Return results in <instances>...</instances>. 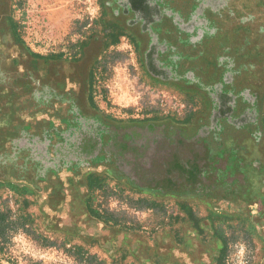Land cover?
I'll use <instances>...</instances> for the list:
<instances>
[{
    "label": "flooded vegetation",
    "instance_id": "af4514ba",
    "mask_svg": "<svg viewBox=\"0 0 264 264\" xmlns=\"http://www.w3.org/2000/svg\"><path fill=\"white\" fill-rule=\"evenodd\" d=\"M9 1L0 0V152L28 136L68 141L89 159V171L71 169L59 187L38 186L35 195L52 226L111 246L113 233L101 235L86 205L92 176H102L153 198L201 201L212 215L244 221L264 264V0H204L201 11L202 0H180L176 10L196 24L194 38L175 32L164 17L157 42L138 37L111 14L140 46L152 83L191 107L182 118L122 120L101 112L90 92L102 37L92 36L75 57L38 56L17 34ZM151 45L158 54L145 57ZM131 244L144 263L152 257L160 264L210 263L208 249L198 246L191 255L179 248L165 255L158 246L151 253L154 245Z\"/></svg>",
    "mask_w": 264,
    "mask_h": 264
},
{
    "label": "rangeland",
    "instance_id": "374dc122",
    "mask_svg": "<svg viewBox=\"0 0 264 264\" xmlns=\"http://www.w3.org/2000/svg\"><path fill=\"white\" fill-rule=\"evenodd\" d=\"M104 1L10 0L9 13L19 37L38 56L75 57L92 36L102 37L104 45L91 65L89 82L92 97L105 115L122 120L153 114L164 116L166 112L178 114L176 112L180 107L175 103V97L180 96L173 90L152 83L142 64L140 46L104 8ZM117 27L121 29L120 33ZM188 111L190 109L185 111L186 114ZM113 185L114 182L92 194L94 198L88 201L92 210L101 211V215L110 222L124 224L135 236L142 235L149 245L160 239L154 236L156 231L169 229L171 232L178 231L184 237L186 227L192 226L191 223L174 222L179 200H152L153 197L139 194L125 184H119L118 188H113ZM143 199L157 201V208L162 206L165 212L167 209L171 223L164 224L160 212L145 210L147 203ZM187 203L197 213L195 218L203 220L202 226L210 233H204L201 237L204 244L208 240L211 242L209 255L216 257L222 246L221 240H212L213 231L214 235L220 234L226 243L223 264L259 263L261 252L258 238L244 221L221 219L210 229V224L205 220L208 217L205 205L197 200ZM0 215L3 217L0 222L2 264H139L129 256L130 250L122 245L121 236L112 239L111 246L118 250L110 252L103 249L101 242H91L81 232L49 230L39 199H18L6 186L0 187ZM182 215L184 217L179 218L185 219L186 215ZM95 228L100 230L101 235L112 231V227L102 224Z\"/></svg>",
    "mask_w": 264,
    "mask_h": 264
},
{
    "label": "water",
    "instance_id": "95a60500",
    "mask_svg": "<svg viewBox=\"0 0 264 264\" xmlns=\"http://www.w3.org/2000/svg\"><path fill=\"white\" fill-rule=\"evenodd\" d=\"M203 2L198 3V11L205 7ZM179 3L180 0H106L105 6L114 18L138 37L149 36L152 42H157L154 34L156 28L161 31L160 26L165 17L172 21L170 23L175 32H185L194 38L193 34L198 28L195 23L181 19L176 10ZM153 53L158 54L151 45L145 57L150 58ZM58 137L62 136L59 134ZM69 144L68 141L59 140L32 141L28 136L12 140L0 152V181L25 184L39 192L38 186L42 190L45 186L59 187V179L68 176L71 169L83 168L89 171L88 157L70 148ZM132 239L134 243H139L137 239Z\"/></svg>",
    "mask_w": 264,
    "mask_h": 264
},
{
    "label": "trees",
    "instance_id": "16d2710c",
    "mask_svg": "<svg viewBox=\"0 0 264 264\" xmlns=\"http://www.w3.org/2000/svg\"><path fill=\"white\" fill-rule=\"evenodd\" d=\"M105 2L106 1L103 2V6H104L105 9H107V7L105 6ZM117 30H118V33L121 32V29L118 28V27H117ZM111 183H113V181L107 180V179L103 178L102 176H96V175H94V177L92 176V179H91V182H90V195H89V198L86 200L87 212H88V215H89L90 219L95 221V222L101 223L102 225H105V226H108V227H112V229H111L112 230L111 232L113 233V238L112 239H115L119 235L120 236L122 235L123 236V242H124L123 246L129 248V250H130L129 256H131V258H133L134 260H137L139 262V264H155L152 261V258H148L147 259V261L149 263H147V262L144 263L143 261H139V259L136 258L134 253L132 252L133 251V249H131L132 238H135V239H137L139 241V243H138V244H140L139 246H145L146 245L148 247L149 243L144 241V238H143L142 235H136L135 236L133 233L128 231V228L124 224H120L119 221L117 223L115 222L116 224L113 223V222H110V221H108V219L106 217H104V215H101L102 214L101 211H97V210L93 211L92 210L91 204L88 202L91 198H94L92 196V194H94L98 189L102 188L103 186H109V184H111ZM17 184L18 183H13V182L0 183V187L6 186L7 189L11 190L14 193L15 197L18 198V199H20L21 197L27 198V199H29L31 197H36L35 193L37 194V191H35L32 187H30L28 185H25V184H21L22 187H18ZM113 186H112L113 188H118L119 184L115 183V185H113ZM154 199H156V198H153L152 200H154ZM146 200L147 199H143L142 200L143 202L147 203L146 207H150V206H148L150 204L159 206L156 203V201H149V200L146 201ZM39 201L41 202L42 212L45 214V216L47 218V214H46V211H45L44 206L42 204V200L39 199ZM26 202L28 203L29 201H26ZM182 214L186 215L185 219L184 218H182V219L179 218V217L183 216ZM0 218H2V219H0V222H1V220H3L2 215H0ZM221 219H229V218L217 217V216L212 215V214L209 213L208 217L205 220L208 221V223L210 224V229H212V228H214V226L217 225L216 222L218 220H221ZM173 220H174L175 223H178V224H181V223L188 224L189 223V225H190V223H191V225H192L191 227L190 226H187L188 228L186 227V231H185V236L184 237H181V235L179 234L178 231L177 232L176 231L175 232H173V231L171 232V230H169V229H166V230L163 229L161 231H156L157 233L154 236L155 237H159L161 240L168 238L174 248H177V249L179 248L181 250H185L184 252L186 254H187V252H186L185 247L187 248V244H189L188 243V239L192 240V237L193 238L194 237L197 238L199 236L202 237V235L204 233L210 234L202 226V223H203L202 221L203 220H200V219L198 220V219L195 218V215L193 213V209L192 208L189 209L186 206L184 208V207H181V204L178 205V215L174 216ZM46 224H47L46 227L49 230L53 231V232H69V233H78L79 232V231H62L61 229H57L54 226H52V224L49 222L48 218H47ZM25 226H28V224H26ZM209 231H212V230H209ZM212 234H213V236H211L212 240L214 242L221 240L222 246H220L219 252H218L216 257L210 255V258L212 260H211V262L209 264H223L222 257L224 255V247H225L226 243H225V241H223L221 239V235L220 234L215 233V235H214L213 231H212ZM88 239L91 242H99L98 238L88 237ZM205 243L206 244H204V245H205L206 250H207V249L210 248L211 242L208 240V242H205ZM180 244H181V246H180ZM207 252H208V250H207ZM154 258H156V257H154ZM0 264H2L1 260H0ZM157 264H160V263L158 262Z\"/></svg>",
    "mask_w": 264,
    "mask_h": 264
},
{
    "label": "crops",
    "instance_id": "0c3cea01",
    "mask_svg": "<svg viewBox=\"0 0 264 264\" xmlns=\"http://www.w3.org/2000/svg\"><path fill=\"white\" fill-rule=\"evenodd\" d=\"M156 203L159 205V203L156 201ZM160 203H162V202H160ZM181 204V207H184L185 208V206L187 207V208H192L191 207V205H188L189 203H187L186 204V202H179V204L178 205H180ZM150 207H146L145 208V210L146 209H148V211L149 212H154V211H157V212H160V214L162 215L161 216V218L163 219V223L164 224H169V223H171V221H172V218H171V215H169V213H168V211H167V209H166V207H165V209H166V212H165V210H164V208H162V206L160 207V208H157V207H159V206H156V205H153V204H150L149 205ZM193 209V213H194V215L195 216H197V213L195 212V210H194V208H192ZM208 215H209V213H208ZM114 240V239H113ZM120 240H122V245L124 244V242H123V236H121V239ZM176 244V243H175ZM153 247L154 248H151V253L153 252L154 253V250H155V248H156V250H157V247L156 246H158L159 248L161 247V248H163L164 249V254L165 255H170L171 254V252H172V248H174L173 246H172V244H171V242H170V240L168 239V238H166V239H162V240H160V239H158V240H156L155 242H153ZM178 245V244H177ZM110 246V245H109ZM103 246V249H105V250H108V251H110V252H112V251H116V250H118V248L117 247H115V248H113L112 246ZM179 246V245H178ZM180 246H181V244H180ZM197 246L199 247V248H202V249H206V247H205V245H204V243L202 242V238L199 236V237H197V238H193V244L191 243H189V244H187V248L185 247V249H186V252L188 253V254H192V253H194L196 250H197ZM123 248V247H122ZM184 248V247H183ZM185 251V250H184ZM209 249H208V252H207V254L209 255ZM209 258H210V255H209ZM211 258H210V262H211ZM152 261L155 263V264H157L158 262H159V259L157 258H154V257H152ZM175 262H176V264H181L180 263V260H178V259H176L175 260Z\"/></svg>",
    "mask_w": 264,
    "mask_h": 264
},
{
    "label": "built area",
    "instance_id": "2783aa9c",
    "mask_svg": "<svg viewBox=\"0 0 264 264\" xmlns=\"http://www.w3.org/2000/svg\"><path fill=\"white\" fill-rule=\"evenodd\" d=\"M180 96V95H179ZM175 103H177L178 105H179V107H180V109H178L177 110V112L176 113H178V114H174V112H166L165 114H167V115H170V114H172L173 116H178L179 118H182V117H184L185 116V114H186V110H188V109H190L191 107H189L190 105H189V103L185 100V98L184 97H182V96H180V97H175ZM183 112H185V113H183ZM183 113V114H182ZM177 117V118H178Z\"/></svg>",
    "mask_w": 264,
    "mask_h": 264
}]
</instances>
